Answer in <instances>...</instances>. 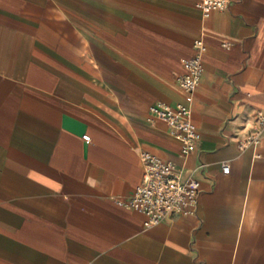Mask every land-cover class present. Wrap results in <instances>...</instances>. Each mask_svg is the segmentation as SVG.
Wrapping results in <instances>:
<instances>
[{"label":"crops","instance_id":"crops-1","mask_svg":"<svg viewBox=\"0 0 264 264\" xmlns=\"http://www.w3.org/2000/svg\"><path fill=\"white\" fill-rule=\"evenodd\" d=\"M200 0H0V264H264V0L204 19ZM203 35L185 178L197 216L146 228L128 201L141 154L178 166L156 104ZM230 172L223 173L222 164Z\"/></svg>","mask_w":264,"mask_h":264},{"label":"built area","instance_id":"built-area-1","mask_svg":"<svg viewBox=\"0 0 264 264\" xmlns=\"http://www.w3.org/2000/svg\"><path fill=\"white\" fill-rule=\"evenodd\" d=\"M232 0H200L197 7L203 18L214 11L229 8ZM195 56L184 61L185 73L177 75L176 84L189 96L188 104L177 103L174 106L156 103L149 108L147 122L155 125L163 122L170 128V133L182 142L179 157L183 165L178 166L149 153L141 154L143 165L142 183L135 189L128 201L119 204L131 207L146 216L144 225L151 228L174 216H197L200 194V182L193 178H185V163L200 140L192 118V101L201 78L204 74L203 57L207 47L203 35L194 41ZM264 136V113L254 115L253 132L240 141L239 148L258 147ZM225 174L230 172L229 163L222 164Z\"/></svg>","mask_w":264,"mask_h":264}]
</instances>
